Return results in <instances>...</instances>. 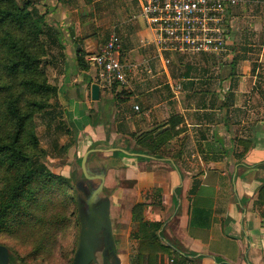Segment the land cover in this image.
<instances>
[{
	"label": "crops",
	"instance_id": "1",
	"mask_svg": "<svg viewBox=\"0 0 264 264\" xmlns=\"http://www.w3.org/2000/svg\"><path fill=\"white\" fill-rule=\"evenodd\" d=\"M57 3L48 40L65 69L58 73L59 89L80 91L85 99L80 117L87 123L79 136L89 139L79 141L84 178L102 186L98 194L91 190L89 225L98 229L88 233L99 235L87 240L88 247L108 234V245L96 248L116 247V263L133 264L139 248L132 238L133 210L145 204L144 220L165 223L162 244L180 254H161L157 264H264V0L230 7L227 51L198 55L159 54L142 19L141 0ZM114 32L133 72L127 85L102 89L87 59ZM55 68L53 63L56 73ZM94 85L100 87L99 101L92 99ZM68 103L82 104L75 98ZM174 130L182 132L157 158L129 152L137 150L136 138L143 134Z\"/></svg>",
	"mask_w": 264,
	"mask_h": 264
},
{
	"label": "trees",
	"instance_id": "2",
	"mask_svg": "<svg viewBox=\"0 0 264 264\" xmlns=\"http://www.w3.org/2000/svg\"><path fill=\"white\" fill-rule=\"evenodd\" d=\"M32 1L28 0L23 7L19 6L16 0H0V81L3 75L16 78L19 74L26 72L32 74V78L25 79L24 82L11 83V85H0V118L5 120V135L2 134L0 120V183H3V170L10 173V179H6V185L0 190V229L12 230V233L21 231L42 232L41 240H38L36 253L47 249L53 256L52 248L57 245L59 235L70 227L75 215L70 205H78V199L71 198V203L64 201V210L59 209L60 213H55L49 223L40 225L43 219L39 207L40 202L49 196L45 192L54 180L62 178L48 174L44 166H37L31 158L29 146L39 148L40 141L33 131L31 122L36 109L43 110L46 105L40 103H30V110L21 107V96L15 95V89H24L34 94H49L56 92L55 88L48 85L46 81H39L34 77L38 75L41 57L43 56V44L41 37L52 38L50 29L45 22L44 15L32 6ZM42 52V54L40 53ZM79 64L87 69L84 56L79 57ZM32 106V107H31ZM173 124L180 123V118L175 117ZM182 131H165L160 135L154 136L146 133L136 138L137 150L129 151L140 157L157 158L161 147ZM37 151V150H35ZM29 152V153H28ZM57 183V182H56ZM42 184V186H41ZM38 186V188L36 187ZM59 186H62L59 185ZM85 190V189H84ZM75 187L76 193L89 203L92 195ZM87 198V200H86ZM60 206V207H61ZM145 204H138L134 210V221L137 224V231L132 234V238L137 240L139 248L133 259V264H157V259L161 254H171L175 248L172 245H163L162 232L165 223H149L143 218ZM42 226V227H40ZM35 230V231H34ZM31 232V233H32ZM52 247V248H50ZM179 254L178 251H174ZM180 255V254H179ZM183 261L188 257L179 256ZM25 264V259L11 257V264L18 261ZM219 264H225L219 261Z\"/></svg>",
	"mask_w": 264,
	"mask_h": 264
},
{
	"label": "rangeland",
	"instance_id": "3",
	"mask_svg": "<svg viewBox=\"0 0 264 264\" xmlns=\"http://www.w3.org/2000/svg\"><path fill=\"white\" fill-rule=\"evenodd\" d=\"M27 1L28 0H16L17 4L21 7H23ZM31 1L33 4L30 9L36 8L41 15L46 16L45 22L48 25L47 28L51 30V34L53 32L51 26L54 27L53 22H55V17H57L53 13L57 8L55 5H58L57 0ZM138 19L142 21L141 18ZM41 41L43 44V56L41 57L39 71L36 72L38 75L34 77L41 82L46 81L48 85L55 88L56 92L37 95L31 91L22 90L21 88L19 90L15 89L14 92L16 96H21L23 93L21 96V107L24 110H30L31 108L29 106L32 102L46 105L43 110H35L31 122L32 129L35 131L40 141L39 148L35 149L33 146H29L28 148L30 149L29 152L32 153L31 158L37 166L42 165L46 168L48 174L62 178L60 181L55 179V182H52L49 188L46 189L45 192L49 193V196H46L40 202L39 207H37L41 210V215L43 216L39 224L44 226L46 222L49 223L52 220L50 218H53L55 213H60V208L64 210V205L61 206L64 201L70 204L71 198H74L78 199L80 203L75 206L70 205L75 215L71 226H68V228L59 235L58 241L56 242L57 245L54 249L50 247L52 248V252H54L53 256L50 255L48 248L40 253H36L38 240H41L43 231L46 230L40 233L38 232L39 229H36L35 233L26 230L14 234L10 229H0V248L3 249L1 252L5 255L7 254V257L3 260L4 264H11V257L14 260L16 257L25 259V264H76V257L80 252L81 240L84 236L82 230L86 229L89 232H94L98 229V224L96 223L89 225L93 220L88 211L89 203L85 200L82 202L81 197L75 191V187H77L81 191L85 189L88 195H93L91 193L92 189L98 191V194L102 187L101 183L94 181V184H89L84 178L86 172L83 160L84 147L83 144H79V136L82 132V125L87 123L82 121V117H80V114L83 111L85 112L83 106V101H85V99L80 91L69 93L65 90L64 93H67V95L64 97L63 90L59 89L63 78H61V75L58 73H62V71L65 70L64 67H62L63 61L61 62L59 60V65L57 62L60 53L57 49L51 47V41H49L47 37L42 36ZM40 53L42 54V52ZM0 58L2 60V54H0ZM53 63L56 67V73L53 70ZM2 78L0 85H11L12 82L21 84L25 79L32 78V74L23 72L16 78H9L7 74H2ZM5 96V94H0V97ZM71 98H75L76 102H81L82 104H69L68 102ZM0 120L2 129L5 124L2 115ZM2 131V134H4L5 131H9V128L4 126ZM82 141H89V139L87 136L83 135L80 142ZM98 147L100 146L98 145ZM1 176L3 183H0V190L4 188L6 185L5 180L10 179L11 174L3 170ZM61 184L62 186H59ZM36 187L38 188V186ZM105 198L107 197L105 196ZM96 217H98V214H96ZM122 230L125 229L123 228ZM121 234L126 239V235L124 233ZM121 234L122 241L124 238ZM120 236L118 235V237ZM113 238L115 242L120 241L119 239L116 240L115 234H113ZM111 240V236L106 234L104 236L101 235L96 242L91 244L90 255L92 256V260L89 264H117L115 259L112 258L114 253H119L117 248L114 246L115 249L113 252L108 246L101 248L102 244L106 243V245H108V242ZM98 243L102 244L99 248H96L95 244ZM131 245L134 248L131 251L133 252V250L136 249V244L132 241ZM15 264L22 263L19 260Z\"/></svg>",
	"mask_w": 264,
	"mask_h": 264
},
{
	"label": "built area",
	"instance_id": "4",
	"mask_svg": "<svg viewBox=\"0 0 264 264\" xmlns=\"http://www.w3.org/2000/svg\"><path fill=\"white\" fill-rule=\"evenodd\" d=\"M240 1L141 0L142 19L161 55L222 54L231 40L229 9ZM122 49L121 38L114 32L100 52L87 59L102 89L129 83L133 66L122 60Z\"/></svg>",
	"mask_w": 264,
	"mask_h": 264
},
{
	"label": "water",
	"instance_id": "5",
	"mask_svg": "<svg viewBox=\"0 0 264 264\" xmlns=\"http://www.w3.org/2000/svg\"><path fill=\"white\" fill-rule=\"evenodd\" d=\"M101 97L100 93V87L98 85H94L92 88V99L94 101H99ZM95 198V197H94ZM94 198L90 202V207L89 209L91 210ZM91 217L93 219V215L91 214ZM94 220H98L97 217L94 216ZM99 222V221H98ZM102 230V226L100 228V231ZM82 234L84 235L82 240H81V249L76 257V264H89L92 260V256L90 255V248L88 247L87 240L97 237L99 235V232L97 234H92L90 235L88 233V230L83 229ZM3 249L0 248V264H4L3 260L7 257V254L5 255L3 252H1Z\"/></svg>",
	"mask_w": 264,
	"mask_h": 264
}]
</instances>
